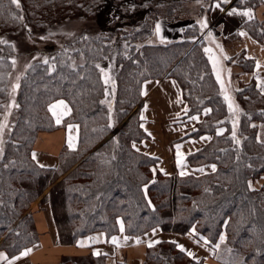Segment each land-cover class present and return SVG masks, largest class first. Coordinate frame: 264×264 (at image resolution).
<instances>
[{"label":"trees","instance_id":"obj_1","mask_svg":"<svg viewBox=\"0 0 264 264\" xmlns=\"http://www.w3.org/2000/svg\"><path fill=\"white\" fill-rule=\"evenodd\" d=\"M141 1L147 4L112 0ZM161 1L156 8L148 6L153 16L137 28L111 34L98 29L104 0H20L22 11L0 0V39L8 42L0 44V124L7 125L0 129V250L8 257L37 245L33 217L26 210L50 187L40 204L49 205L62 243L94 232H103L107 239L122 233L138 241L153 230L186 235L195 229L194 235L212 246L224 231L225 241L214 255L217 262L264 264V183L250 187L264 178V144L251 126L254 121L264 123V95L253 83L243 85L234 92L237 113L227 109L205 43L193 42L202 33L195 21L183 27L179 40L150 43L157 20H179L172 15L180 0ZM262 2L236 0L232 6L255 9ZM244 28L264 42V19L253 18ZM117 33L123 45L115 55V92L109 107L100 68ZM165 76L180 89L184 116L198 117L189 137L211 136L187 163L215 165V172L154 175L158 159L133 147L146 137L138 117L141 85ZM55 100L70 107L59 126L48 112ZM234 122L239 144L231 138ZM70 124L77 126L76 148L63 147L54 169L37 165L32 151L38 134ZM59 264L104 262L101 256H86L63 258ZM144 264L201 262L174 243L160 242L147 247Z\"/></svg>","mask_w":264,"mask_h":264},{"label":"crops","instance_id":"obj_2","mask_svg":"<svg viewBox=\"0 0 264 264\" xmlns=\"http://www.w3.org/2000/svg\"><path fill=\"white\" fill-rule=\"evenodd\" d=\"M232 8L227 6L221 11L215 8L214 4L210 13L212 24L210 28L206 27L205 29L206 35L211 32L212 37L218 38L219 43H223L224 39L226 40V43L223 44L224 46H217V50H219L217 57L215 51L212 50L214 46L209 40L210 45H207V49L209 48L210 51H207L206 55L221 90L222 97L224 99L225 95L229 97V100H225L228 103H233V94L237 89L249 83H253L256 90L264 95V42L255 40L245 30L244 23L251 19L241 15L229 16L227 14ZM247 10L237 9V12ZM250 11L252 12V17L259 20L261 13H264V8L260 9L259 7ZM157 24L160 25L159 34L156 33ZM184 26L181 22L174 23L159 19L155 23V37L159 42L179 40L182 37ZM241 32L246 33V35H239ZM208 37L209 35L206 37L207 42ZM237 57L239 61L241 60L240 63L234 62ZM230 61H233L234 64L230 63ZM250 66L251 69H249ZM217 74H219V79ZM59 101L61 100L54 101L48 107L50 109L53 105H57V107L52 108V111H49L56 126L61 125L63 120L70 115V112H67L63 106H59ZM64 103L70 109L67 102L64 101ZM235 109L238 111V107ZM185 110L186 104L181 97L177 83L173 79L164 77L158 82L146 81L143 84L139 115L140 119L141 116L144 117L141 119V125H143V131L147 133L149 139L133 144L135 145L133 147L140 153L158 159L157 164L152 168V171L155 169L153 171L154 175L157 172L165 176L181 175V172H183L184 175L182 176H199L213 172L211 164L192 167L186 161V158L206 144L211 136L203 135L197 139L187 138L183 141L172 142V136L178 135L180 130L186 125L192 130V126L196 122L192 117L181 121L178 120V123L176 122V119L181 117ZM57 117L60 118V123H57ZM252 125H255L257 129V140L264 144V123L254 121L251 123ZM70 126L71 132L69 131ZM69 135L73 138V149L68 148ZM76 145L77 126L74 124L67 125L64 128H57L51 132H40L33 146L32 157L35 154L36 159L34 161L39 166L43 165L42 168L54 169L57 167L58 155L63 147L66 146L69 150H74ZM178 159L180 161L179 164L177 162ZM73 168L69 169L67 173ZM201 168L204 169L203 172L198 171ZM263 183L264 178H261L251 182L250 187L259 188ZM39 199L40 197L31 203L29 207L38 236L37 245L31 248L27 256H22L19 259H15V257L20 256V254L8 257L4 251L0 250V253L12 260L13 264H59L63 258L86 256H101L104 264H144L148 244L152 243L154 245L156 241H175V245H182L187 251H191L194 257H189L200 261L201 264H223L217 262L214 255L215 249H217L215 245L219 244L221 246L224 243L220 241L221 235L225 237L224 231L219 235L217 243L212 246L200 240L202 236L196 237L193 234V230L186 235L172 232L163 233L155 230V232L147 233L144 236L146 238L140 239L139 243L131 237H127L125 240L126 236L122 233L107 239L103 232H94L79 237L74 243H62L57 235L49 205L38 206ZM36 216H38L40 224L36 222ZM120 223L119 221V228ZM113 237L116 238V243L112 242ZM177 249L179 248L177 247ZM96 253H99V255ZM183 253L187 255V252ZM0 264H8V261L0 260Z\"/></svg>","mask_w":264,"mask_h":264},{"label":"rangeland","instance_id":"obj_3","mask_svg":"<svg viewBox=\"0 0 264 264\" xmlns=\"http://www.w3.org/2000/svg\"><path fill=\"white\" fill-rule=\"evenodd\" d=\"M147 4L145 3H142V1L140 3H133L131 4L130 2L126 3V4H121V3H118V4H114L112 2V0H104L103 2V6L102 8L100 9L99 11V14H98V29L102 32H107V33H111L113 34L117 29H122V30H130L132 28H137L141 22H143L147 17L149 16H153L152 14L150 15V9H149V5H160V3L162 2L161 0H156L155 3L151 2L150 1H147ZM164 3H168L167 0H163ZM236 0H230V2L228 4H222L221 7L222 8H225L227 6H230V7H233V8H236L234 6H232V4L235 2ZM264 2V0H262ZM180 6H179V9L176 10L172 16H176L177 19L183 21L181 22L182 24L186 25V24H190L191 22L195 21L196 23H198V21H202V20H206L207 21V27L210 28L212 22H211V10H212V6L216 3L219 2V0H200V2L198 3L197 0H180ZM262 2V4H260L258 7H256L255 9L259 8H264V3ZM155 6L151 7V8H154ZM156 8V7H155ZM159 8V7H158ZM238 9V8H236ZM253 9V10H255ZM161 10V9H160ZM242 10H247V9H242ZM249 10H252V9H249ZM161 13H164V12H161ZM264 19V13L262 12L261 15H260V19L259 21H262ZM179 20H177V23L179 22ZM258 20V19H257ZM176 23V21L174 22ZM198 26L200 28V31L202 32L200 34V36L197 38V39H194L193 42L194 44L198 43L199 41H203L205 44V49H207V45H210V41H211V44H213V48L212 50L215 51V54H216V57L218 55V52L219 50L218 47L222 46L224 43H226V40L224 39L223 43H219L218 42V38H216L215 36L212 37L209 36L208 37V42L206 41V37L208 35H206L205 33V29L206 28H201L200 24L198 23ZM208 29V28H207ZM118 31V30H117ZM119 32V31H118ZM217 32V31H216ZM218 33V32H217ZM206 36V37H205ZM205 38V39H204ZM210 40V41H209ZM150 43L152 44H155L157 42H159L157 40V38L155 37V33L154 35L150 38ZM123 45V43L121 42V39H120V35L119 33H117L113 39H112V43H111V49H110V52L108 53V56L107 58L105 59V61H103L101 63V68H100V72H101V76H102V79L104 81L105 77H104V72H107L108 73V76L110 78V83L109 84H106V91L108 93V95H106V104L107 106L111 107L112 106V100L114 98V92H115V88H114V91H113V88H112V84L114 83L115 85V75H116V71H117V67H116V53H117V49L118 47L120 48L121 46ZM218 46V47H217ZM224 46V45H223ZM209 49V48H208ZM206 52V51H205ZM235 63L239 62V59L238 57L236 58V60L234 61ZM233 61H230V63L234 64ZM210 64V63H209ZM101 69L104 70V72L101 71ZM166 77V76H165ZM215 77V76H214ZM164 78V77H163ZM216 79V78H215ZM147 81H152L154 82L155 80H147ZM160 80H157L155 82H158ZM146 82V81H145ZM143 82L142 85H141V95H142V86L143 84L145 83ZM224 99V98H223ZM56 101V100H55ZM142 101V100H141ZM225 101V99H224ZM54 102V101H53ZM52 102V103H53ZM226 105H227V109L232 112V113H235L236 111V107H237V101L235 99V96L233 94V103L232 106H233V110H230L228 105L229 103L226 102ZM51 104V103H50ZM49 104V105H50ZM141 106V104H140ZM140 106H139V111H140ZM49 107V106H48ZM137 108H135L133 110V112L136 111ZM48 112H49V109H48ZM237 113V111H236ZM50 114V113H49ZM51 116V115H50ZM139 117V122H140V128L142 129L143 131V128L141 127V119H140V115L138 116ZM194 117V116H192ZM197 117V116H195ZM186 118H190V117H185L184 114L181 115V117H178L176 119V122L178 120H184ZM198 119V117H197ZM197 119H195L197 121ZM52 121H53V118H52ZM192 122V121H191ZM178 123V122H177ZM54 124V122H53ZM195 124V123H194ZM121 125V124H120ZM118 125L116 127V129H118V127L120 126ZM194 127V125L192 126ZM236 127V125H235ZM190 127H188V125L184 126L180 132L178 133V135H174L171 137L172 142H178V141H183L187 138H193V139H197L203 135H200L198 137H189V134L192 133L191 130L189 129ZM3 130V129H2ZM218 132V131H217ZM216 132V133H217ZM143 133L146 135V137H144L142 139L143 140H147L149 139V136L147 135V133L145 131H143ZM174 133V132H173ZM223 133V132H222ZM183 135V136H182ZM221 135V134H220ZM207 136H210V135H207ZM211 138V137H210ZM210 140V139H209ZM208 140V141H209ZM0 141H2L0 139ZM2 143H0V148H2ZM204 146V145H203ZM202 146V147H203ZM201 147V148H202ZM200 148V149H201ZM198 149V150H200ZM197 150V151H198ZM196 151V152H197ZM176 175H179V174H176ZM179 176H182V175H179ZM50 187H48L44 192L43 194L40 196V199L38 200V206H42L40 204V201H41V198L49 191ZM37 200V199H36ZM35 200V201H36ZM33 203V202H32ZM30 207V206H29ZM27 212H30V214L32 215V212L29 211V208L28 210H26V213ZM33 217V216H32ZM12 229V228H11ZM146 238V237H144ZM140 239H138L139 241ZM32 247L30 248H26V249H31ZM26 249H24L23 251H25ZM217 249H215V251H217ZM21 251V252H23ZM20 252V253H21ZM18 253V254H20ZM7 255V254H6ZM17 255V254H16ZM15 256V255H14Z\"/></svg>","mask_w":264,"mask_h":264},{"label":"snow or ice","instance_id":"obj_4","mask_svg":"<svg viewBox=\"0 0 264 264\" xmlns=\"http://www.w3.org/2000/svg\"><path fill=\"white\" fill-rule=\"evenodd\" d=\"M9 2H10L11 5H14L16 9H19V10L22 11L20 0H9ZM197 2L199 3L200 0H197ZM229 2H230V0H219V2L215 4V8L220 9L221 11H223V8L221 7V5L222 4H228ZM227 14L229 16L241 15V16L248 17L249 19L253 18L252 17V12L250 10L243 11V12H237L236 8H232ZM13 19H18V20L22 21L23 20V16L22 15H14ZM198 23L200 24L201 28H206L207 27V21L206 20L198 21ZM159 32H160V25L157 24L156 25V33L159 34ZM208 35L211 36L212 35L211 32H209ZM239 35L243 36V35H246V33L241 32V33H239ZM41 39H44V37H41ZM6 43H8V42L5 41V40L0 39V44H6ZM205 51L207 52V51H210V50L209 49H205ZM225 58L227 59V57H225ZM12 63H13V65H15V60H13ZM44 63L47 64L48 61L45 60ZM97 67H99V65H97ZM101 71L104 72L103 69H101ZM104 77H105L104 83L105 84H109L110 83V78H109L107 72H104ZM217 78L219 79V74H217ZM17 79H19V78H17ZM18 87H19V84L15 85L14 88H13V91H15V89L18 88ZM112 88H113V91H114V88H115L114 83L112 84ZM105 94L108 95L107 91L105 92ZM225 100H229V97L227 95H225ZM101 103H104V101H101ZM59 106H63L66 109L67 112H70V109L67 108V105H65L64 101H62V100L59 101ZM54 107H57V105H53L52 107H50L49 111H52V108H54ZM228 107H229L230 110H233V106H232L231 103H229ZM208 111H210V109L209 110H205V114H207ZM53 114L55 115V113H53ZM143 118L144 117L141 116V119H143ZM192 119H197V117L194 116V117H192ZM57 123H60V118L59 117H57ZM108 126L111 127V124H109ZM252 126L255 127V125H252ZM4 127H7V125L6 124H0V129H3ZM141 127H143V125H141ZM69 131L71 132V126L69 127ZM222 132H223V129L218 131L217 135L222 134ZM231 138L236 144L240 143L239 139H237V136H236L235 122L233 123V130H232ZM72 141H73V138H72L71 135H69L68 141H67L69 149H73L74 148V145H73ZM0 143H2V141H0ZM133 146L135 147V145H133ZM0 153H2V148H0ZM32 158H33V160L36 159L35 154H33ZM177 162H178V164L180 163L179 159H178ZM40 166L43 167V165H40ZM211 167H212V171L215 172L216 171L215 165H212ZM153 171H155V169H153ZM198 171L203 172L204 169L201 168V169H198ZM181 175H184V173L181 172ZM120 230L121 231L124 230L122 222L120 223ZM153 231L155 232V230H153ZM194 233H195V229H193V234ZM126 239H127V237H125V240ZM224 239H225V237L223 235H221L220 236L221 243L224 242ZM200 240H203V242L205 244L210 243L208 240H205L203 237H200ZM112 242L116 243V238L115 237L112 238ZM137 243H139V241H137ZM156 243H160V241H156ZM171 243H175V241H172ZM152 246H153L152 243L148 244V247H152ZM176 246L180 249L181 252H187L188 256L194 257V254L191 251H187L182 245L177 244ZM219 246H220L219 244L215 245L216 248H219ZM30 251H31V249H26L25 251L20 253V256L15 257V259H19L22 256H27ZM96 254L99 255V253H96ZM0 260H7L8 264H13L12 260H9L8 257H6L3 253H0Z\"/></svg>","mask_w":264,"mask_h":264},{"label":"bare ground","instance_id":"obj_5","mask_svg":"<svg viewBox=\"0 0 264 264\" xmlns=\"http://www.w3.org/2000/svg\"><path fill=\"white\" fill-rule=\"evenodd\" d=\"M52 138V137H51ZM38 216H36V218H35V220H36V222L38 223V224H40L39 222V219L37 218Z\"/></svg>","mask_w":264,"mask_h":264}]
</instances>
